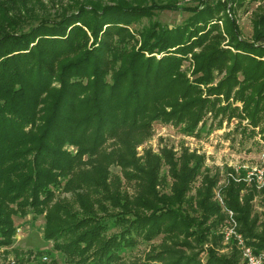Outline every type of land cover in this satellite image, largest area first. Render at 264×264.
<instances>
[{
  "label": "trees",
  "instance_id": "1",
  "mask_svg": "<svg viewBox=\"0 0 264 264\" xmlns=\"http://www.w3.org/2000/svg\"><path fill=\"white\" fill-rule=\"evenodd\" d=\"M145 11L148 9L121 3L91 6L89 10L79 6L58 20L40 22L24 33L0 34V203L28 197L27 203L37 209L47 204L50 194L47 186L57 176L71 173L77 164L63 149L64 144L81 146L100 155L97 148L114 133L117 125L124 124L131 131L145 125L142 120L145 116L176 120L186 117L191 125L196 123L201 109L209 101L195 97V85L182 79L176 80L177 75H170L171 70L178 67V58L157 59L143 53L164 51L175 46L174 52L180 55L191 52L201 37L204 38L195 36L199 32L195 22L166 29L158 35L148 33L140 49L127 54L114 53L121 69L111 76L109 82L102 78L104 56L113 45L110 39L121 32L118 25ZM86 12L90 16L87 30L92 41L90 49L81 50L74 43V37L81 30L75 23L82 24ZM196 14L202 15L203 24L208 22L204 19L208 14L206 9ZM259 23L255 38L261 41L264 40V15ZM234 49L237 52L228 57L219 52V57L217 54L209 55L210 49L198 55L196 69L202 73L198 83L207 82L213 68L220 69L225 65L226 75L207 92L227 95L236 84L234 73L241 71L244 79L236 93L243 98V92L249 90L250 95L244 101L252 108L249 119L255 125L260 120L258 110L264 113V91L261 83L254 86L252 82L264 75V64L249 58L247 52L264 54V49L244 42H238ZM208 56L211 58L209 61ZM83 78H87L86 83H82ZM53 80L59 82V87L50 90ZM43 93H46L43 101L46 115L39 122L35 115L39 96ZM177 98L182 101L175 102ZM164 99L174 100L165 103L170 107L169 111L161 108L160 103ZM119 141L130 140L123 138ZM108 153H102V159L96 161L86 174L81 172L84 186H89L84 200L77 198L81 205L78 210H70L69 205L64 203L48 209L46 222L50 227L46 237L57 242L56 248L74 256L77 264H111L119 260L121 250L132 247L138 241H149L158 234L181 237L182 241L177 242L182 245L194 234L200 242L207 234H213L221 219L217 205L210 200V189L215 182L213 177L202 179L201 191H196L195 216L180 208L184 192L198 171V163L192 167H187L185 163L176 167L173 159H167L168 174L173 182L168 195L158 196L154 191L157 164L151 162L147 170H142L133 162L131 166L134 170L144 174L146 179L142 181L145 184L141 190L129 196L120 195L115 187L109 188V181H106L107 162H115L114 157L122 160V157L118 153ZM243 188V182L228 179L225 205L234 212L239 223L238 231L245 237L253 238L248 201L253 189H249L239 202L238 193ZM186 204L189 208L190 205ZM96 209L101 216L95 215ZM108 209L114 211L106 213ZM2 211L0 243L6 242L11 235ZM103 215L108 219L103 220ZM65 217L70 221L64 223ZM108 224L115 228L109 234L106 233ZM214 234L212 239L215 242L219 237ZM159 245L134 264H200L196 254L184 255L174 250L173 245ZM254 245L264 249V236L257 235ZM237 261L235 250L229 257H223L216 256L209 249L204 263L237 264Z\"/></svg>",
  "mask_w": 264,
  "mask_h": 264
},
{
  "label": "rangeland",
  "instance_id": "2",
  "mask_svg": "<svg viewBox=\"0 0 264 264\" xmlns=\"http://www.w3.org/2000/svg\"><path fill=\"white\" fill-rule=\"evenodd\" d=\"M112 3L145 8L148 11L135 16L127 23L118 25L121 27V32L111 37L112 49L104 56V65L101 68L103 80L109 82L111 76L121 69L119 61L114 59V53L127 54L140 49V44L148 33L155 32L158 35L166 29H175L184 26L186 22H195L198 24L196 27L199 28L198 35L195 36L204 38L201 37V42L199 40L191 52L180 55L174 52L175 46L164 51L154 50L151 53H143L147 57L155 56L157 59L178 58V67L171 70L170 75H177L176 80L182 79L195 85L197 89L195 97L208 100L209 104L201 109L200 116L193 125L186 117L176 120L146 116L142 119L145 125L131 131L124 124L117 125L114 133L106 137V140L97 148L100 155L88 152L81 146L64 144L63 149L70 158H74L77 164L71 173L63 177L57 176L55 181L47 186L50 190L47 204L37 209L27 203L28 197L0 203L2 206L0 211L3 210L2 213L11 229V235L6 242L0 243V264L78 263L74 256L56 248L57 242L46 237L50 227L46 222V215L48 209L58 203L68 204L70 210H78L81 207L77 198L84 200L89 186H84L81 172L86 174L96 161L102 159V153L108 152H111V155L118 153L122 157V160L114 157L116 161L107 162L106 167L108 174L106 181H109V188L115 187L120 195H135L145 184L142 181H145L146 176L134 170L131 166L133 162L142 170H147L151 162L157 164V181L154 191L158 196L168 195L173 182L168 174L167 159H173L172 161L177 163L176 167H180L182 163H185L187 167L198 163V171L184 192V202L180 208L188 210L195 216L197 214L194 211L196 191H201L202 179L213 177L215 182L210 189V200L217 205L219 215L221 214V219L213 232L218 235V241L214 242L213 234L210 233L200 242L194 234L193 238H187L186 244L182 245L177 242L182 241L181 237L158 234L149 241H138L132 247L121 250L119 260L111 264L137 263L143 260L148 251L161 246L160 243L173 245L174 250H179L184 255L196 254V260L200 264H205L209 249L216 256L223 257H229L235 250L238 254L237 264H244L238 241L241 240V245L250 247L254 251H264L263 248L254 245L257 235L264 236V189H257L253 183L244 180L248 171L262 166L258 158L262 152L264 153V113L258 110L259 122L255 125L251 123L249 113L252 108L245 105L244 101L245 97L250 95L249 90L243 92V98H239V94L236 93L244 79L241 71L234 73L236 84L231 87L227 95L222 92L210 94L207 89L216 86L217 82L226 75L227 67L224 65L220 69L213 68L210 71L209 80L198 83L202 73L196 69L195 59L198 55L206 53L207 49L211 51L209 55H218L219 52L228 57L237 52L234 48L238 42L249 43L264 49V40L259 41L255 38L260 27L259 20L264 15V0H0V34L24 33L40 22L48 23L58 20L74 12L79 6L89 10L91 6L101 7ZM195 8L196 11L193 12ZM203 9L208 12L204 17L208 19L206 24L201 22L202 15L196 14ZM88 23H90V16L87 12L82 18V24L75 23L81 30L74 37V43L78 44L77 48L81 50L90 49L92 38L87 30ZM33 44L34 42L30 45ZM247 54L249 58L264 64V54L252 52ZM209 57H207L208 61L211 59ZM86 81L87 78H83L82 83ZM252 83H255L254 86L261 83L264 91V75ZM50 87V90L58 88L59 82L53 80ZM45 99L46 93L39 96L36 121L41 122L46 115L43 112ZM168 101L174 100L164 99L160 103L165 111L170 110V107L165 104ZM181 101V98L175 99L177 103ZM123 138L130 141L120 142L119 140ZM120 162L121 165H119ZM228 179L244 183V188L238 193L239 202L243 200L249 189H253L251 198L248 200L250 218L253 220L250 231L255 235L253 238L245 237L238 231L239 223L235 214L225 205V187ZM186 203L190 205L189 208H186ZM112 211L114 210L108 209L106 213ZM94 213L101 216L98 209ZM105 219L108 218L104 216L103 220ZM69 221V218H63L64 223ZM223 226L235 230L239 237H228L225 240L221 232ZM113 231L115 228L108 224L106 233Z\"/></svg>",
  "mask_w": 264,
  "mask_h": 264
},
{
  "label": "built area",
  "instance_id": "3",
  "mask_svg": "<svg viewBox=\"0 0 264 264\" xmlns=\"http://www.w3.org/2000/svg\"><path fill=\"white\" fill-rule=\"evenodd\" d=\"M261 167H254L253 171H248L244 180L253 185L257 189H264V153L262 152L258 158ZM223 238L226 240L228 237L238 238L239 234L232 228L223 226L222 229ZM242 249L241 253L243 256L244 264H264V251H254L250 247H244L241 245V240L238 241Z\"/></svg>",
  "mask_w": 264,
  "mask_h": 264
}]
</instances>
